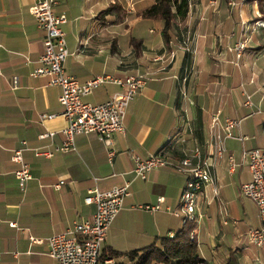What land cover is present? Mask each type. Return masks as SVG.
Returning a JSON list of instances; mask_svg holds the SVG:
<instances>
[{"label": "crops", "instance_id": "obj_1", "mask_svg": "<svg viewBox=\"0 0 264 264\" xmlns=\"http://www.w3.org/2000/svg\"><path fill=\"white\" fill-rule=\"evenodd\" d=\"M151 3L51 0L52 12L65 17L61 25L67 49L62 64L65 75L80 83L101 74L118 79L145 77L144 86L125 108L123 131L113 133L109 145L90 132L74 135L73 148L59 150L55 147L61 145V130L66 126L57 100L60 89L47 84V76L30 75L39 65L44 32L28 11L31 0H0V264H54L46 237L91 218L94 204L83 197L93 188L127 183L129 191L108 225L103 253L120 251L116 259L175 233L185 221L172 211L179 206L190 174L164 165L140 178L132 171V156L162 151L177 158L195 148L200 159L211 163L212 176L196 195L199 215L191 221L198 255L204 264H225L230 258L245 264L249 252L254 256L248 264L263 263L246 237L249 227L259 225L256 205L250 198H235L232 192L249 178L242 150L264 149V92L255 91L264 82V67L250 68L236 82L230 64L238 59L252 66L262 60L256 46L263 43L264 31L252 27L256 19L264 18V3L188 0L185 17L170 25L167 42L161 36L160 20L135 15ZM238 40L245 45L236 53ZM183 42L188 51L182 49ZM13 76L17 78L14 89L10 87ZM122 90L105 82L81 99L97 104ZM243 92L250 94L254 110L243 106ZM216 111L220 118L238 120V125L224 140L221 157L213 158L208 153V123ZM46 133L51 134L40 137ZM240 136L247 138L240 140ZM18 147L30 172L22 189L14 176L19 163L10 157ZM45 149L51 151L49 156L42 153ZM229 153L232 170L226 159ZM59 179L63 182L54 187ZM158 196H162L158 209L138 206L153 204ZM203 245L217 249L210 260Z\"/></svg>", "mask_w": 264, "mask_h": 264}, {"label": "built area", "instance_id": "obj_2", "mask_svg": "<svg viewBox=\"0 0 264 264\" xmlns=\"http://www.w3.org/2000/svg\"><path fill=\"white\" fill-rule=\"evenodd\" d=\"M28 11L36 25L44 32L42 52L38 57L39 65L30 75L47 76V84L58 86L60 89L57 100L62 108L60 113L66 120V126L61 130L63 141L55 148L71 149L74 135L90 132L94 133L103 144L109 145L112 134L123 131L125 108L144 86L145 77L135 74L118 79L101 74L80 83L72 76L65 75L62 64L67 55V49L61 29L65 17L52 12L51 0H31ZM260 27L263 26L260 25ZM182 49L188 51V44L183 42ZM105 82L115 83L123 90L113 93L110 98L97 104L82 101V96L88 95L95 87ZM10 87L12 89L17 87L16 76L10 78ZM251 105L249 98L243 103L245 107H251ZM237 125L238 120L227 116L220 118L218 111L210 115L207 142L209 155L213 158L221 157L225 149L223 142L226 138L232 137L231 131ZM50 134H42L40 137ZM246 138V136L239 137L240 140ZM42 153L49 156L51 151L45 149ZM108 153L110 154L111 151ZM10 157L19 163V167L14 170V176L18 187L22 189L25 180L30 177V172L27 164L21 159L19 147L12 150ZM241 157L246 163L249 178L240 183L239 190L255 203L259 218V225L249 227L246 230V237L249 243L264 249V149L259 147L244 149ZM226 159L229 169L232 170L234 165L232 154H227ZM132 161V171L140 178H144L150 169L164 165L189 173L190 178L179 196V206L172 213L181 215L183 221H196L199 215L195 213L196 195L205 182L212 181L209 170L211 163L200 159L197 148L177 158L158 151L145 156L133 155ZM62 182L63 180L59 179L54 183V187ZM128 193L127 183L105 190L97 188L88 190L83 200L94 204L91 218L75 221L65 230L46 237L47 253L53 258L54 264H119L113 255L103 253L102 242L110 221L121 208L123 197ZM161 201L162 196H158L155 203L138 204V206L146 210H154L159 208ZM9 224L14 225V222L10 221ZM188 236L193 237L192 229ZM30 239L39 240L33 236H30Z\"/></svg>", "mask_w": 264, "mask_h": 264}, {"label": "trees", "instance_id": "obj_3", "mask_svg": "<svg viewBox=\"0 0 264 264\" xmlns=\"http://www.w3.org/2000/svg\"><path fill=\"white\" fill-rule=\"evenodd\" d=\"M247 1H255L260 5L264 3V0ZM187 8L188 0H152L150 5L135 12V15L140 18L160 20L162 22L161 36L167 42V31L170 25L175 19H183L187 13ZM105 11L103 10L101 13ZM191 227L192 222L190 220L185 221L171 236H160L156 242L153 241L140 248L125 251V255L129 260H133L132 264H156L152 262L154 259L163 264H170V261H172L171 264H204V260L198 255L194 238L188 236ZM109 253L114 256L121 252L110 250ZM229 262L226 261L225 264ZM233 264H235L234 261Z\"/></svg>", "mask_w": 264, "mask_h": 264}, {"label": "rangeland", "instance_id": "obj_4", "mask_svg": "<svg viewBox=\"0 0 264 264\" xmlns=\"http://www.w3.org/2000/svg\"><path fill=\"white\" fill-rule=\"evenodd\" d=\"M260 25H262L263 27H260ZM253 26V25H252ZM258 28H262L263 29V31H264V18L263 19H261L259 22H258V20H256V21H254V26L252 27V30H257ZM249 41V40H248ZM250 42V41H249ZM262 42L263 43H259V45H257L256 46V49H259L260 51H259V55L260 56H262L261 58H262V60L259 62V63H257V65H252L251 66V64L250 63H244L243 64V62L240 60H236L235 59V61L234 62H232L231 64H230V66H231V70H230V72H231V75H232V79H234V81H236L237 82V80H238V77H239V75H244L245 76V71H247V72H249V70H250V68H258V64H260V65H262L263 67H264V32L262 33ZM241 44V45H240ZM244 45H245V42H244V40H238L237 42H236V44H234V51L236 52V53H239V52H242V50H243V48H244ZM256 77H257V75H256ZM264 81V80H263ZM255 90V89H254ZM256 91V93L257 92H264V82L259 86V89H256L255 90ZM254 91V92H255ZM255 94V93H254ZM242 96H243V99H242V102L244 103V101L247 99V98H249V101L252 103V99H251V96H250V94L249 93H247V92H243L242 93ZM248 96V97H247ZM249 108V107H248ZM251 109L252 110H254V108L252 107V105H251ZM251 109H247L248 111H250ZM251 110V111H252ZM239 189V188H238ZM240 194H242L241 192H240V190H237L236 188L235 189H233V192H232V195L236 198V197H241V198H245V197H247V196H245V195H243L242 194V196L240 195ZM244 196V197H243ZM248 198V197H247ZM250 245V244H249ZM252 245V248L256 251V253L260 256V259H262L263 260V263H261V262H259V264H264V249L263 248H261V247H258V246H255V245H253V244H251ZM202 251L204 252V254H205V256H207V258H208V260H210V255H211V252H217V249H215V251H213V249L210 247V246H207V245H203L202 246ZM212 256V255H211ZM254 255H252V254H250L249 252L247 253V255L246 256H244V261L246 262L245 264H248V259L250 258V257H253ZM116 260L119 262V264H132L133 262V260H129L128 258H127V256H125V255H119L117 258H116ZM233 258L231 259L230 258V260H227L229 263L228 264H233ZM261 260V261H262ZM225 261V260H224ZM152 262H155L156 264H163L161 261H159V262H157L156 261V259H154V261H152ZM170 263H172V261H170ZM153 264V263H152ZM211 264V263H210Z\"/></svg>", "mask_w": 264, "mask_h": 264}]
</instances>
